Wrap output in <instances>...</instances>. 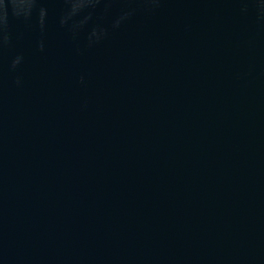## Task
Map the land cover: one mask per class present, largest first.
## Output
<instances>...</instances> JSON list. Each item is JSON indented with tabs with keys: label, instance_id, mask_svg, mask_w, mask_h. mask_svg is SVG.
<instances>
[{
	"label": "water",
	"instance_id": "water-1",
	"mask_svg": "<svg viewBox=\"0 0 264 264\" xmlns=\"http://www.w3.org/2000/svg\"><path fill=\"white\" fill-rule=\"evenodd\" d=\"M0 264H264V0H0Z\"/></svg>",
	"mask_w": 264,
	"mask_h": 264
}]
</instances>
